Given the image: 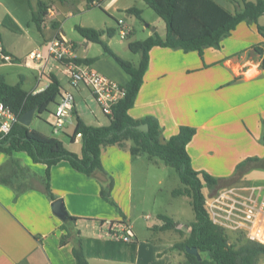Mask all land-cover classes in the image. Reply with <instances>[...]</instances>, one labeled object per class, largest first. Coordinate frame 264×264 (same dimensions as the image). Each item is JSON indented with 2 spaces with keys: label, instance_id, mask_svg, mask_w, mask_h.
I'll return each instance as SVG.
<instances>
[{
  "label": "crops",
  "instance_id": "obj_1",
  "mask_svg": "<svg viewBox=\"0 0 264 264\" xmlns=\"http://www.w3.org/2000/svg\"><path fill=\"white\" fill-rule=\"evenodd\" d=\"M119 1L106 0L105 8H121L127 16L133 15L125 10L132 5L119 6ZM215 1L234 12L232 2ZM2 3L0 0V5ZM65 12L71 13L68 8ZM47 15L51 21L38 30L42 35L40 44L55 33L64 35L58 20L60 12ZM151 22H158L162 32L154 26L146 37L154 31L163 37L166 32L164 21L160 23L156 18ZM121 23L117 20L116 28L120 31L121 27H125L128 33L120 37H131L135 32L133 24ZM257 23L264 26V14ZM69 40L74 43L76 57H92L79 55L77 51L81 45L87 49L94 42L84 39L80 44ZM263 41L255 23L241 21L221 40L220 47L204 48L202 57L197 51L184 52L153 46L148 52L147 69L134 103L128 110L129 115L135 119L154 117L158 121L162 141L176 133L181 125L194 127L195 134L186 145L191 165L193 169L204 170L213 177L230 176L237 163L246 157L263 158L264 66L260 65L262 56L251 49L253 45H262ZM0 46L14 58L15 63L10 46L1 37ZM96 62L91 63L96 70L101 73L105 71L107 74H103L118 83L124 84L128 80V75L121 68L124 76L113 67L100 70ZM7 65L0 60V75L9 84L21 81V87L27 92L45 88L49 73H54L58 78L60 92L68 88L63 69L60 70L61 79L55 72L58 69L55 64L44 75L46 78L43 75L39 77L37 72L34 85L29 90L24 88L26 78L22 74H18L19 81H7L10 73L5 68ZM73 94L75 108L67 123L71 126L61 132L63 138L52 134L50 127L47 131L33 129L59 139L67 149L79 155L81 139L72 137L76 117L88 125H106L109 119L100 123L96 111H79L95 103L88 89L79 87L73 90ZM89 112L98 124L90 122ZM30 124L28 126L31 128ZM130 145L131 142L126 141L124 148L118 145L101 147V164L107 175L99 173L104 179L97 177V172L94 176H87L74 169L67 160H60L49 168L50 190L55 198H61L69 215L78 217L74 221L67 218L62 220L53 213V200L47 196L44 187L45 164L33 162L23 151H14L10 155L0 152V176L9 179L8 183L0 181V264H75L74 249L88 251V264H181L180 253L173 245L182 240L171 241L164 235L168 229L160 228L164 224L161 215H165L175 225L169 229L183 232L182 225L173 216L157 214L158 221L146 226L143 234L132 224L136 219L135 214L145 219L151 216L145 212L136 213L135 205L133 207L129 201L132 162L141 155H131ZM116 148L122 149V152ZM147 159L154 161V157ZM253 172V169L247 171L240 179L247 180ZM107 176L113 179L111 195L121 212L114 210L100 194ZM119 190L122 198L125 196L124 200L118 198ZM123 225H129L134 234L135 253L130 259L124 258V248L113 243L111 236Z\"/></svg>",
  "mask_w": 264,
  "mask_h": 264
},
{
  "label": "trees",
  "instance_id": "obj_2",
  "mask_svg": "<svg viewBox=\"0 0 264 264\" xmlns=\"http://www.w3.org/2000/svg\"><path fill=\"white\" fill-rule=\"evenodd\" d=\"M86 6H91V0H85ZM157 16L165 23L166 32L161 37L157 31L144 39L128 42V48L132 52L140 53L138 64L135 65L121 58L113 52L102 36L110 38L117 30L116 27L95 29L79 24L74 29L86 40L99 43L103 51L109 54L117 65L128 75V80L122 84L125 93L112 105V117L106 125H88L79 117L72 133L74 137L80 133L81 153L67 149L63 143L52 136L30 128L18 121V118L27 110L34 109L35 115H40L47 110L50 103L56 101L60 94V83L54 73H49L48 84L45 88L36 92H27L21 87V81L9 84L0 75V103L7 107L16 117L10 130L2 135L0 133V152L8 155L14 151L25 152L33 162L45 164L44 187L47 196L51 200L56 199L52 194L48 182L49 168L60 160H67L76 170L94 176L96 172L105 175L101 161V147L105 145L125 146L130 141L129 152L131 155L146 154L151 159L158 157L164 164L176 171L181 187L172 190L173 195H186L190 198V204L194 212V220L189 224V234L184 241L177 242L174 248L183 251L186 257L184 264H257L260 254H264V245L249 240L243 233V240L238 239V245L234 247L228 242L227 233L223 227L211 222L204 208L203 188L214 189L221 182H233L239 180L243 174L253 168L264 169V157H246L237 163L234 172L224 178L213 177L204 170H195L191 165L190 157L186 150L187 143L195 134V128L181 125L178 131L166 140L160 139V127L158 121L152 116L135 119L129 115L128 110L134 103L136 94L143 80V75L148 65V52L153 46L181 49L184 52L197 51L200 57L206 47H220L221 40L229 35L235 26L245 21L255 23L257 31L264 39V26L257 23L258 18L264 14V0H228L235 6L231 12L215 0H143ZM49 5L46 1L37 0L31 14V20L40 30L41 23L47 15ZM142 19L141 10L135 6L125 9ZM264 41L262 45H253L251 49L262 56L260 65L264 66ZM240 53V52H239ZM237 53V54H239ZM96 57H76L74 61L93 63ZM146 124V129L137 127ZM264 142V135L261 136ZM107 180L101 186L100 194L104 200L114 203L111 197L113 179L107 176ZM0 181L8 183V177L0 176ZM115 207L120 209L116 203ZM67 219L76 220L78 217L69 215ZM164 224L161 229L173 228L174 222L165 215H161ZM181 231V230H180ZM113 243L124 248V258L130 259L135 253V241L124 242L113 240ZM185 246L195 247L200 259L185 251ZM75 264H88V251L73 250Z\"/></svg>",
  "mask_w": 264,
  "mask_h": 264
},
{
  "label": "rangeland",
  "instance_id": "obj_3",
  "mask_svg": "<svg viewBox=\"0 0 264 264\" xmlns=\"http://www.w3.org/2000/svg\"><path fill=\"white\" fill-rule=\"evenodd\" d=\"M1 1L3 3L0 5V37L3 42L10 46L12 53L16 58L14 64H9L5 67L7 71H10L7 81H19L18 74H22L26 78L24 88L29 90V88L34 85L36 79L34 76L36 77L37 71L24 65V54L32 48L38 49L42 53H45L46 51L45 43L40 44L42 35L36 28L35 23L31 20V14L35 7V0ZM32 1L34 3H32ZM46 2L49 7H51L54 14L60 12L58 20L61 30L66 38L77 41L80 44L85 38L73 28L75 24L91 26L94 28H105L109 26L116 27L117 20L124 25L133 24L135 32L131 37L121 38L119 35V29H117L110 38L105 36L104 40L113 52L135 65L138 64L140 53L130 51L128 48V42L145 38L146 34L154 28V26H157V31L162 32V27L158 22H151L157 18L160 23H163L162 19L159 18L143 0H120L117 3L119 6L132 5L140 8L142 19L137 18L134 14L127 16L125 11L121 8L118 10H112V8L106 9L105 2H103L101 6H86L85 0H46ZM66 7L71 12L70 14L65 12L67 10ZM50 21L51 19L49 22ZM146 24H149V26ZM107 40H109V42ZM77 53L79 55L85 54L97 57L96 66H98L97 68L100 70H106L108 67H113L123 76L125 75L113 58L103 51L99 43L94 42L87 49H84L81 45ZM54 64L58 66V69H56L55 72L59 74L61 79H63L60 71L62 67L53 60H49L48 63H46L43 69V78H46L44 75L48 73V69H51V66H54ZM103 73H105V71ZM53 110L54 104L50 103L47 110L43 111L40 115L37 114L33 116L30 124L31 128H37L44 131L49 130V123L53 120ZM79 111H96V117L100 123H105L107 121V117L102 113L96 103L81 108ZM89 115V117H91V119H89L91 120L90 122H98L93 119L94 117L92 113L89 112ZM67 126L68 124L65 125V129ZM70 126L71 125L68 126V129ZM54 135L63 138L61 132L55 133ZM116 149L119 152H122V149ZM253 171L254 172L248 176L247 180L239 179L233 182H221L217 187L209 190L204 187L203 193L206 194L208 192H213L222 186L242 183L261 185L264 192V169L253 168ZM130 177L131 190L129 201H131L133 207L135 205V210H137L136 213L143 212L142 214L148 213L151 216L150 218L145 219L141 215L135 214L136 219L132 223L134 228L143 234L146 226L158 221L157 214H168L173 216L176 221L182 225L183 232L168 229L165 231L164 235L173 242L180 240L184 241L189 234V224L194 220V212L188 196L172 194L173 189L181 187L178 175L174 168L164 164L158 157H154V161L152 162L147 159L146 154H141L138 158H134L132 162V172ZM120 192L121 190L118 192V198L124 200L125 196L122 198ZM110 198H112V195ZM108 203L118 212L114 205L115 201L113 204L110 202ZM228 232L229 233L226 234L228 242L236 247L238 245L237 240L241 239L242 241L243 235L238 232ZM177 250L181 256V264L186 263V257L183 251L179 248H177ZM257 264H264V254L259 255Z\"/></svg>",
  "mask_w": 264,
  "mask_h": 264
},
{
  "label": "built area",
  "instance_id": "obj_4",
  "mask_svg": "<svg viewBox=\"0 0 264 264\" xmlns=\"http://www.w3.org/2000/svg\"><path fill=\"white\" fill-rule=\"evenodd\" d=\"M105 1L91 0L90 5L101 6ZM52 13L49 7L47 14ZM47 16L44 17L41 27L48 24ZM119 33L121 37H125L128 29L121 27ZM45 46V53L32 49L25 55L23 62L27 67L35 69L39 77L49 60L58 63L64 71L68 88L63 89L55 101L52 111L53 120L49 124L51 132L55 134L65 129L75 108L73 90L79 87L88 89L102 113L110 119L112 105L125 93L123 85L96 70L91 63L74 61L76 58L74 43L61 33L53 34L45 41ZM0 60L7 64L14 63V58L1 46ZM15 120V115L0 103V133L2 135L10 130ZM80 136V133H77L74 137ZM262 189L261 185L249 183L222 186L204 194V208L213 224L227 231L243 233L247 239L264 245V192ZM111 236L124 242L134 241V234L129 225H123L120 230L113 231Z\"/></svg>",
  "mask_w": 264,
  "mask_h": 264
},
{
  "label": "water",
  "instance_id": "obj_5",
  "mask_svg": "<svg viewBox=\"0 0 264 264\" xmlns=\"http://www.w3.org/2000/svg\"><path fill=\"white\" fill-rule=\"evenodd\" d=\"M34 114H35L34 109L27 110L18 118V121L20 123L28 126L30 124V121H31ZM137 127L139 129L145 130L146 124L145 123L139 124V125H137ZM96 175H97V177L104 179V176L101 173L97 172ZM51 207H52L53 213H55L60 219L65 220L67 218L66 210L63 206V202H62L61 198L54 199L51 202ZM185 251L189 254L196 256L198 259H200L199 252L197 251V249L195 247L185 246Z\"/></svg>",
  "mask_w": 264,
  "mask_h": 264
}]
</instances>
